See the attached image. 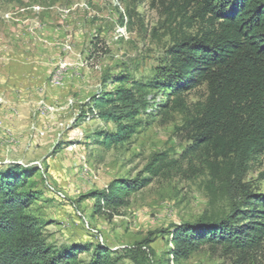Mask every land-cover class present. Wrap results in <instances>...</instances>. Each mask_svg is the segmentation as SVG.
Here are the masks:
<instances>
[{"label":"rangeland","instance_id":"obj_1","mask_svg":"<svg viewBox=\"0 0 264 264\" xmlns=\"http://www.w3.org/2000/svg\"><path fill=\"white\" fill-rule=\"evenodd\" d=\"M181 14L192 11L173 0H0V170H26L28 213L52 246L83 247L87 262L100 244L143 246L149 264H264V244L245 256L209 244L184 260L172 255L184 224L227 216L245 193L264 195L263 155L233 177L229 195L195 159L178 175L153 178L118 216L94 198L115 182L148 177L156 154L181 159L189 145L177 128L205 101V86L189 91L187 109L171 118L158 111L170 91L150 92L137 134L111 150L97 135L115 127L94 109L122 86L152 82L176 42L200 32Z\"/></svg>","mask_w":264,"mask_h":264},{"label":"trees","instance_id":"obj_2","mask_svg":"<svg viewBox=\"0 0 264 264\" xmlns=\"http://www.w3.org/2000/svg\"><path fill=\"white\" fill-rule=\"evenodd\" d=\"M173 2L180 11H192L181 18L200 25V32L176 42L168 66L152 82L134 81L96 101L98 118L115 127L97 135L99 143L106 150L128 143L142 126L139 113L149 105L146 97L152 91H170V100L158 110L167 118L187 109L185 95L193 88L205 86L207 96L177 128L189 143L181 159L156 154L144 170L148 177L115 182L94 194L110 217L118 216L128 198L153 178L178 175L195 159L204 160L209 177L229 195L233 177L251 159L264 156V0ZM25 177L22 167L0 170V264H149L143 246L117 252L98 244L87 262L80 258L83 247L49 244L41 224L28 213ZM240 199L225 217L179 228L173 235L174 259H187L207 244L244 256L258 250L264 244V195L248 192Z\"/></svg>","mask_w":264,"mask_h":264}]
</instances>
